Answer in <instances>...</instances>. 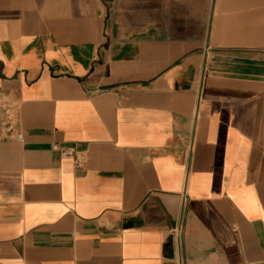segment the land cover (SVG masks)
I'll return each mask as SVG.
<instances>
[{
  "label": "crops",
  "instance_id": "0c3cea01",
  "mask_svg": "<svg viewBox=\"0 0 264 264\" xmlns=\"http://www.w3.org/2000/svg\"><path fill=\"white\" fill-rule=\"evenodd\" d=\"M0 91V264H264V0H0Z\"/></svg>",
  "mask_w": 264,
  "mask_h": 264
},
{
  "label": "built area",
  "instance_id": "2783aa9c",
  "mask_svg": "<svg viewBox=\"0 0 264 264\" xmlns=\"http://www.w3.org/2000/svg\"><path fill=\"white\" fill-rule=\"evenodd\" d=\"M18 105L9 95L0 91V141L21 140ZM64 155H71L74 149L63 150Z\"/></svg>",
  "mask_w": 264,
  "mask_h": 264
}]
</instances>
